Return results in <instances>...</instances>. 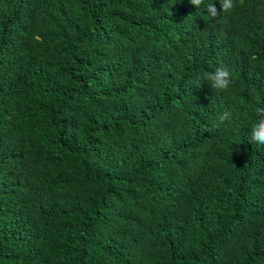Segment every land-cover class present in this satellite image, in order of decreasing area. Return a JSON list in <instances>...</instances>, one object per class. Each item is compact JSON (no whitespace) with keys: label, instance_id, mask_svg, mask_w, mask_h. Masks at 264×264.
Listing matches in <instances>:
<instances>
[{"label":"trees","instance_id":"16d2710c","mask_svg":"<svg viewBox=\"0 0 264 264\" xmlns=\"http://www.w3.org/2000/svg\"><path fill=\"white\" fill-rule=\"evenodd\" d=\"M209 2L0 0V264H264V0Z\"/></svg>","mask_w":264,"mask_h":264},{"label":"clouds","instance_id":"9594fccd","mask_svg":"<svg viewBox=\"0 0 264 264\" xmlns=\"http://www.w3.org/2000/svg\"><path fill=\"white\" fill-rule=\"evenodd\" d=\"M189 2L196 8L204 5L211 18H215L221 13V11L217 10L214 3L209 2L205 4V0H189ZM220 5L222 12H230L235 8L236 0H220ZM201 81H207L214 90L225 91L229 88L231 83L230 72L224 68H217L214 73L205 72L197 75L194 83L200 87ZM257 112L261 116H264V109H257ZM229 117L230 113L225 112L218 117V120L220 123H223L225 120L229 119ZM250 141L257 145L264 146V119H260L252 126Z\"/></svg>","mask_w":264,"mask_h":264}]
</instances>
